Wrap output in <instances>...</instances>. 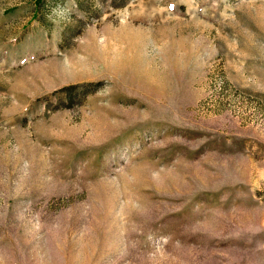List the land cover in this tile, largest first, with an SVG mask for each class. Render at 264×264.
Segmentation results:
<instances>
[{
	"label": "rangeland",
	"instance_id": "374dc122",
	"mask_svg": "<svg viewBox=\"0 0 264 264\" xmlns=\"http://www.w3.org/2000/svg\"><path fill=\"white\" fill-rule=\"evenodd\" d=\"M0 264H264V0H0Z\"/></svg>",
	"mask_w": 264,
	"mask_h": 264
}]
</instances>
